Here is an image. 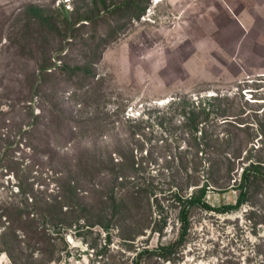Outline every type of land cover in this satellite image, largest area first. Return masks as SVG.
I'll return each mask as SVG.
<instances>
[{
	"label": "rangeland",
	"instance_id": "obj_1",
	"mask_svg": "<svg viewBox=\"0 0 264 264\" xmlns=\"http://www.w3.org/2000/svg\"><path fill=\"white\" fill-rule=\"evenodd\" d=\"M201 100L214 122L194 132ZM262 134L264 0H0L1 262L133 264L177 238L181 195L235 203ZM216 136L251 142L227 169ZM189 220L171 260L140 262L264 264V180Z\"/></svg>",
	"mask_w": 264,
	"mask_h": 264
},
{
	"label": "trees",
	"instance_id": "obj_2",
	"mask_svg": "<svg viewBox=\"0 0 264 264\" xmlns=\"http://www.w3.org/2000/svg\"><path fill=\"white\" fill-rule=\"evenodd\" d=\"M28 11L36 17H43L42 16L43 10L38 7H29ZM64 14L65 15L67 14V10L65 9H64ZM45 61L47 62V60ZM46 62L45 64L38 66L39 72H44L50 69V67L46 64ZM212 113H213V110L212 108H210V105L208 103H205V101L201 100L200 103L197 104L196 106H193L188 111H184L183 117H184L185 124L189 126L191 130H194V132H197V129H199L200 126L207 124V122L209 121L214 122L213 119H210V116ZM221 113H224V111H222ZM221 116H225V114H222ZM222 119L224 120L223 122H221L222 124H236V123H233L231 120H229L228 117H225ZM236 122H239V121L236 120ZM258 125L260 129H262L261 127H263L262 126L263 124L260 123ZM200 137L204 140L203 145L206 146V148L203 151L205 154V157H209L210 164H211V157H210L211 152L209 151L211 150L210 141L212 137L209 136L206 131H200ZM260 139H261L260 147H263L264 145V135L263 134L261 135ZM214 140L215 141L221 140L227 146L229 145V147L232 148V152H229L227 150L225 151V152H228L227 157H229V158L225 157L227 161V165H228L227 169H229L230 166H233L235 164L234 159L239 157V154H241L243 150H247V147L251 142V138H246L244 140H238V141L236 140L235 142H233L232 138H229L228 136L221 137V138L216 136ZM251 146L252 145H250V149H252ZM254 149H259V145L256 146ZM194 157L195 159L197 158V161H195L192 164L191 169L196 171V167L200 165V161H198L199 157L197 153L194 154ZM239 161H242V160H238V162ZM261 164H263V161L261 160H250L245 165L241 164V171H240L239 177L238 179L234 180V182H237V184L235 185V188L239 189V192H238V195L236 197L234 204H226V205H222L219 207L210 206L205 199V192H206L207 184H203L199 188L198 191L191 193L190 195H181L180 199L182 200V202H180V208L178 211V221L180 222V230H179L177 238L172 242L159 245L156 248H152V249L140 248V250L136 254V257L133 260V264H143L140 262V257L145 253L153 254L162 260H171V254L174 252H178V248L183 244L188 234V230L190 228V220H189L190 212L193 206L199 205L200 207L204 209L218 210L220 212H226L230 209L239 207L245 201L247 187L251 183V180L253 178H259V179L264 180V173L260 171Z\"/></svg>",
	"mask_w": 264,
	"mask_h": 264
},
{
	"label": "bare ground",
	"instance_id": "obj_3",
	"mask_svg": "<svg viewBox=\"0 0 264 264\" xmlns=\"http://www.w3.org/2000/svg\"><path fill=\"white\" fill-rule=\"evenodd\" d=\"M158 4V2H161L162 0H152Z\"/></svg>",
	"mask_w": 264,
	"mask_h": 264
},
{
	"label": "crops",
	"instance_id": "obj_4",
	"mask_svg": "<svg viewBox=\"0 0 264 264\" xmlns=\"http://www.w3.org/2000/svg\"><path fill=\"white\" fill-rule=\"evenodd\" d=\"M0 264H6V263H3V262L0 261Z\"/></svg>",
	"mask_w": 264,
	"mask_h": 264
}]
</instances>
